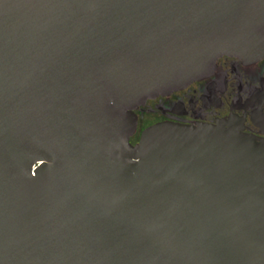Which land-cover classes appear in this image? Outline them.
Instances as JSON below:
<instances>
[{"label":"water","instance_id":"1","mask_svg":"<svg viewBox=\"0 0 264 264\" xmlns=\"http://www.w3.org/2000/svg\"><path fill=\"white\" fill-rule=\"evenodd\" d=\"M264 56V0H0V264H264V140L136 110Z\"/></svg>","mask_w":264,"mask_h":264},{"label":"flooded vegetation","instance_id":"2","mask_svg":"<svg viewBox=\"0 0 264 264\" xmlns=\"http://www.w3.org/2000/svg\"><path fill=\"white\" fill-rule=\"evenodd\" d=\"M135 112L138 130L132 144L157 123L216 124L230 118L243 133L264 140V56L255 61L223 56L209 78L150 99Z\"/></svg>","mask_w":264,"mask_h":264}]
</instances>
